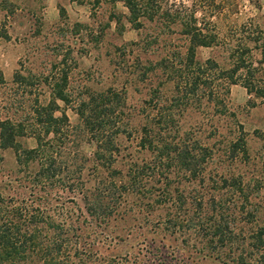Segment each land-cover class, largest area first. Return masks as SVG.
<instances>
[{"label":"trees","instance_id":"trees-1","mask_svg":"<svg viewBox=\"0 0 264 264\" xmlns=\"http://www.w3.org/2000/svg\"><path fill=\"white\" fill-rule=\"evenodd\" d=\"M106 1L121 2L127 9V21L138 30L144 28L145 22L149 23L144 34L139 30L136 40L123 44V53L137 51L133 60L140 64L136 68L140 75L132 65L126 76L132 82L146 81V112L142 122L137 127L127 122L130 114L124 111L126 98L122 88L86 90L83 94L71 91L68 72L63 67L65 54L43 79L15 71L12 82L23 84L22 101L16 104L11 98L6 107L0 108V264H90L87 263L90 258L83 259L71 239L77 227L62 215L61 208L56 209L58 202L53 205L49 201L57 199L58 190L80 193L85 213L94 219L111 214L106 198L124 200L135 194L146 198L147 211L155 205L164 208V204L180 211L186 199L178 189L169 187L168 170L176 168L186 179H203L202 172L214 148L226 152L230 158L248 156L240 123L235 122L237 132L231 139L216 146L201 141L203 122L185 128L180 120L185 113L205 109L210 118L229 114L230 86L236 83L246 89L248 106L264 104L262 30L256 26L254 37L242 36L230 42L219 37L216 27V20L224 15L223 9L204 10L198 18L195 4ZM63 12L61 8L60 13ZM115 20L119 21L117 15ZM175 38L179 43L174 45ZM251 40L253 45L248 43ZM217 45L224 50L222 60L213 55L203 60L197 58L198 47ZM253 50H258L260 57L255 59ZM138 52L145 56L142 62L138 61ZM41 82L48 87L42 98L26 89ZM4 85L0 69V88ZM67 107L77 116L74 124L65 113ZM57 111L60 115H55ZM132 129L138 148L152 156V163L146 165L151 169L149 173L139 164L125 174L112 165L118 152L117 138L125 132L130 136ZM27 137L34 138L35 146L25 144ZM85 141L93 147L90 157L79 153ZM90 161L93 170H101L102 188L86 187L83 171ZM145 174L164 175L166 183L157 190L145 187L142 183ZM209 179L219 195L208 198L207 213L200 217L204 223V228L200 227L204 230L202 236H208L203 255L220 264H264V221L258 219L257 207L251 201V196L259 193L260 180L252 178L251 182H245L240 175ZM191 198L195 211H202L203 197ZM172 219L168 216L166 221L175 227L177 223ZM97 264H118V261L102 260Z\"/></svg>","mask_w":264,"mask_h":264},{"label":"rangeland","instance_id":"rangeland-1","mask_svg":"<svg viewBox=\"0 0 264 264\" xmlns=\"http://www.w3.org/2000/svg\"><path fill=\"white\" fill-rule=\"evenodd\" d=\"M95 1L0 0V69L5 79V85L0 88V108L6 107L11 98L16 104L22 101L20 93L23 84L12 82L15 71L38 75L37 78L43 79L52 65L57 64L65 54L63 67L68 72L71 91L83 94L86 90L96 92L108 87L122 88L126 98L124 111L130 114L129 118L126 117L127 122L133 127L142 122L146 112V81L132 82L126 76L132 65L140 75V70L136 69L140 68V64L133 60L137 51L128 53L125 50L123 53V44L136 40L139 30L144 34L149 23L145 22L144 28L138 30L127 21V9L121 2ZM161 3H174L175 6L180 3L186 6L195 4L199 9L196 12L198 18L204 10L223 9L224 15L216 20V27L219 37L225 38V41L235 42L242 36L254 37L256 26L264 33V0H162ZM61 8L64 9L63 14L60 13ZM176 42L179 43V40L175 38L172 44ZM248 43L253 45L254 42L251 40ZM223 52L222 45L198 47L196 56L203 60L213 55L222 60ZM252 53L255 59L260 57L258 50ZM143 55L138 52V61H143ZM26 89L39 93L41 98L48 93L45 82ZM229 99V114H217L210 118L207 109L192 111L185 113L180 122L185 128L203 122L201 141L215 143L216 146L236 134L235 122H238L245 134L248 156L230 158L226 152L214 148L213 156L202 172L203 179H186L178 169L168 170L169 187L178 189L186 199L182 210L177 211L174 206L164 204V208L155 205L153 210L150 208L147 211L146 198L135 194L124 200L106 198L104 201L111 206V214L104 219H94L85 213L80 193L58 190L57 199L49 200L53 205L58 202L56 209L61 208L62 215L77 227L71 233V239L79 247L82 258H90L87 263L116 259L118 264H134L135 261L140 264H220L203 255L208 236H202L204 230L200 227L203 229L204 223L200 217L202 213H207L208 198L219 195L211 187L210 176L218 179L221 175H240L245 182L259 179V193L253 194L251 201L257 207L258 219L264 221V104L248 106L249 95L239 83L230 86ZM59 105L63 107L61 102ZM65 113L69 122L74 124L77 119L75 112L67 107ZM55 115H60L59 111ZM135 135L132 129L130 136L125 132L117 138L118 152L112 165L122 174L134 164L145 166L147 173L151 170L146 165L152 163V156L138 148ZM24 141L29 147L35 146L32 137ZM92 150V145L85 141L79 153L90 157ZM91 164V161L87 163L83 171L87 179L86 187L102 188L99 184L101 170H93ZM163 177L160 174H145L142 183L157 190L166 183ZM153 193L157 197V192ZM194 195L203 197L202 211H195L191 198ZM168 216L173 217L174 223L176 221L175 227L169 226L166 221Z\"/></svg>","mask_w":264,"mask_h":264}]
</instances>
